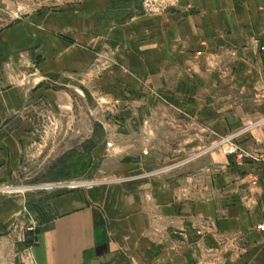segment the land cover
Here are the masks:
<instances>
[{"label":"rangeland","instance_id":"rangeland-1","mask_svg":"<svg viewBox=\"0 0 264 264\" xmlns=\"http://www.w3.org/2000/svg\"><path fill=\"white\" fill-rule=\"evenodd\" d=\"M85 1L0 0V30L30 19L48 38L45 58L0 69L7 77L0 85L22 86L26 97L5 132L24 124L28 141L17 177L0 197L23 195L40 204L60 190L183 172L196 186L200 171H224L231 156H248L243 135L264 127V34H247L240 43L215 32L245 21L238 16L246 9L236 3L235 13L206 18L212 26L206 37L191 32L183 45L172 42V29L186 21L184 6L193 15L201 11L194 0H111L110 8L87 16ZM192 16L191 26L200 27ZM232 142L239 153L224 151ZM212 150L223 157L213 159L216 167L204 158ZM34 217L27 211L20 224L26 228ZM206 227L208 242H190L205 264H245L250 232Z\"/></svg>","mask_w":264,"mask_h":264},{"label":"crops","instance_id":"crops-1","mask_svg":"<svg viewBox=\"0 0 264 264\" xmlns=\"http://www.w3.org/2000/svg\"><path fill=\"white\" fill-rule=\"evenodd\" d=\"M193 2L191 6L198 5L201 11L193 15L183 7L186 21L179 29L173 27L172 42L184 45L191 32L206 37L212 27L205 25L206 18L219 14L224 18L229 9L235 13L236 3L248 11V16L242 11L237 15L245 21L230 31L216 26L215 32L240 43L247 34H264L259 24L260 16L264 22V0ZM111 3L86 0L85 9L91 8L86 16L103 5L110 8ZM191 16L200 27L191 26ZM244 24L248 27L241 28ZM51 39L63 45L62 39L54 35ZM47 48L48 38L39 23L21 19L0 30V69L30 65L32 57L45 58ZM5 79L0 74V83ZM25 100L22 86L0 85V189L17 177L28 142L20 131L24 124L5 132L8 120ZM243 136L241 146L248 156H231L233 164L224 171H200L196 186L190 173L183 172L182 176L135 177L90 189L60 190L40 204L23 195L0 197V264H205L203 252L194 250L190 242L209 241L207 223L218 233L250 232L253 241L244 263L264 264V232L257 229L264 224V127H253ZM212 152L204 158L216 167L213 159L222 156ZM27 211L36 217L25 228L20 222Z\"/></svg>","mask_w":264,"mask_h":264},{"label":"built area","instance_id":"built-area-1","mask_svg":"<svg viewBox=\"0 0 264 264\" xmlns=\"http://www.w3.org/2000/svg\"><path fill=\"white\" fill-rule=\"evenodd\" d=\"M224 151L227 154H235V153H239L240 152V147L238 145H236L235 143L232 142L229 145H225ZM258 228L260 230L264 231V224L259 225Z\"/></svg>","mask_w":264,"mask_h":264}]
</instances>
